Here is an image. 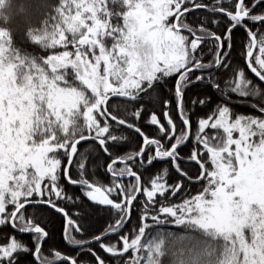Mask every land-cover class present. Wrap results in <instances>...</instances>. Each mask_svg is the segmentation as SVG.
I'll return each instance as SVG.
<instances>
[{
    "label": "snow or ice",
    "instance_id": "6c2138e0",
    "mask_svg": "<svg viewBox=\"0 0 264 264\" xmlns=\"http://www.w3.org/2000/svg\"><path fill=\"white\" fill-rule=\"evenodd\" d=\"M0 264H264V0H15Z\"/></svg>",
    "mask_w": 264,
    "mask_h": 264
},
{
    "label": "trees",
    "instance_id": "16d2710c",
    "mask_svg": "<svg viewBox=\"0 0 264 264\" xmlns=\"http://www.w3.org/2000/svg\"><path fill=\"white\" fill-rule=\"evenodd\" d=\"M15 3V0H5V6L0 9V15L7 14L11 10V6Z\"/></svg>",
    "mask_w": 264,
    "mask_h": 264
}]
</instances>
